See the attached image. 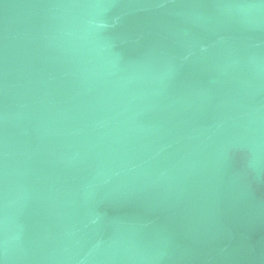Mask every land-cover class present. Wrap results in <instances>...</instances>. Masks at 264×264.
<instances>
[{
	"label": "water",
	"instance_id": "1",
	"mask_svg": "<svg viewBox=\"0 0 264 264\" xmlns=\"http://www.w3.org/2000/svg\"><path fill=\"white\" fill-rule=\"evenodd\" d=\"M0 264H264V0H0Z\"/></svg>",
	"mask_w": 264,
	"mask_h": 264
}]
</instances>
